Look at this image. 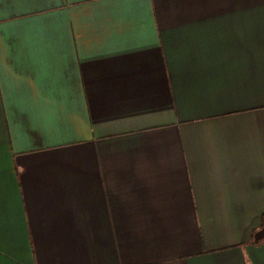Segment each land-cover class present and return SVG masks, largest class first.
Returning a JSON list of instances; mask_svg holds the SVG:
<instances>
[{
    "label": "crops",
    "instance_id": "0c3cea01",
    "mask_svg": "<svg viewBox=\"0 0 264 264\" xmlns=\"http://www.w3.org/2000/svg\"><path fill=\"white\" fill-rule=\"evenodd\" d=\"M0 264H264V0H0Z\"/></svg>",
    "mask_w": 264,
    "mask_h": 264
}]
</instances>
